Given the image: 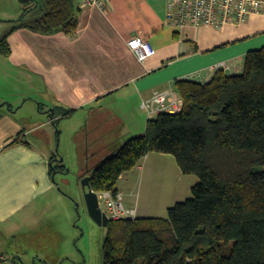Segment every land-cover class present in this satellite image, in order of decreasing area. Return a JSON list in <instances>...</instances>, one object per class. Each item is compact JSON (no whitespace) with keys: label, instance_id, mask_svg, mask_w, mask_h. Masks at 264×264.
Returning a JSON list of instances; mask_svg holds the SVG:
<instances>
[{"label":"crops","instance_id":"1","mask_svg":"<svg viewBox=\"0 0 264 264\" xmlns=\"http://www.w3.org/2000/svg\"><path fill=\"white\" fill-rule=\"evenodd\" d=\"M75 4L78 26L74 32L42 34L17 28L7 36L10 53L4 57L33 85L28 91H34V75L41 78L50 97L49 123L57 126L65 118L61 110L70 111L69 117L78 116L82 140L76 144L77 151H86L89 157L93 151H114L144 132L147 120L157 114L143 109L142 100L166 88L178 97L174 88L178 79L208 82L215 73L211 66L218 61L228 64L227 74H239L246 52L264 46V15H250L243 24L221 30H175L166 24L163 7L151 3L133 13L125 7L113 9L110 0L104 10L77 0ZM133 36L148 39L155 55L138 61L127 46ZM26 99L31 100L26 95L16 105L0 102L5 103L0 112L16 114ZM35 104L40 114L43 104ZM26 118L20 122L0 113V255L12 264L27 258L34 263L55 258L58 263L60 254L54 246L75 231V225L69 198L57 189L55 172L50 171L56 135L48 133L51 144L39 145L30 135L44 122L38 120L39 124L28 128ZM165 155H145L118 179L117 192L126 206L135 207L136 217H150L145 213L150 210L140 209L132 200L130 184L138 176L153 180L155 174L171 171L181 179L173 164L171 168L161 164L158 169L161 159L170 158Z\"/></svg>","mask_w":264,"mask_h":264},{"label":"trees","instance_id":"2","mask_svg":"<svg viewBox=\"0 0 264 264\" xmlns=\"http://www.w3.org/2000/svg\"><path fill=\"white\" fill-rule=\"evenodd\" d=\"M19 1L21 14L0 39L5 57L17 28L70 34L78 26L75 0ZM174 88L180 110L147 120L93 166L89 185L115 195L119 177L149 153L171 154L198 181L166 217L109 219L101 264H264V46L246 52L239 74L218 70L206 83L178 79ZM54 155L51 173L64 172Z\"/></svg>","mask_w":264,"mask_h":264},{"label":"rangeland","instance_id":"3","mask_svg":"<svg viewBox=\"0 0 264 264\" xmlns=\"http://www.w3.org/2000/svg\"><path fill=\"white\" fill-rule=\"evenodd\" d=\"M113 9L128 8L132 13L134 10H142L151 3L159 6V9L166 11V0H110ZM32 3V1H31ZM23 6L19 0H0V39L14 24L10 20L17 19ZM34 91L29 87L33 86L28 79L20 74L14 65L10 64L6 58L0 54V102L8 101L16 105L18 101L23 98L30 97L31 100L26 99L25 107L21 108L16 114L9 113L7 110L0 112L3 117H10L15 121H20L25 115L26 127H32L39 124L38 120L44 122L37 126L35 131L31 133V137L36 142L43 146L50 143L47 140V134L55 133L54 149L58 152L57 159L53 162L62 163L66 165L65 172H55V182L57 189L65 194L69 200L70 208L73 213V222L75 231L66 234L62 237L58 246H54L57 254H60L59 262L54 258L45 263L38 259L35 263L33 259L27 258L24 263L17 264H101L102 254L101 247L103 238L105 236V227L94 222L87 213L84 201V189L81 185V180L85 176H89L93 166L102 158L112 153L113 151H93L94 156L86 155V151H77V143L82 140V133L78 131V116L65 117L59 120L57 126L48 122L49 103L50 98L47 96V87L42 84V80L38 75H34ZM36 101V102H35ZM41 102L43 107L38 114L36 108L37 102ZM53 143V142H52ZM89 157V158H88ZM168 159H161L158 162L159 166L162 164L174 165L179 169L174 157L171 154H166ZM86 158L87 161H86ZM55 159V158H54ZM171 168V167H170ZM170 168L168 170L170 171ZM180 171V170H179ZM162 173L161 171H158ZM165 175L155 174L153 180L140 179V176L134 180L130 188L133 191L132 200L138 202L140 209L150 210L145 213L149 216L166 217L167 208L173 206L176 202L184 201L191 196V187L198 181L197 176L191 174H182L181 179L174 176L171 171ZM140 180V181H139ZM140 184V185H139ZM103 204V200L101 201ZM103 208V206H101ZM153 209V210H151ZM70 240L65 244V240ZM61 257H68L63 259Z\"/></svg>","mask_w":264,"mask_h":264},{"label":"built area","instance_id":"4","mask_svg":"<svg viewBox=\"0 0 264 264\" xmlns=\"http://www.w3.org/2000/svg\"><path fill=\"white\" fill-rule=\"evenodd\" d=\"M83 6L96 7L104 10L107 0H77ZM264 15V0H166L165 21L175 30L186 27L194 29L210 27L217 30L226 26L241 25L250 15ZM127 46L136 59L143 62L156 53V49L148 39L133 36L127 40ZM228 64L218 61L211 66L213 71L225 70ZM141 107L150 114L160 112L175 113L181 108V100L172 88L155 92L149 99L141 101ZM100 207L109 219L134 218L135 207L124 204L119 193L110 191L96 192ZM103 200V204L101 201ZM0 264H11L5 255H0Z\"/></svg>","mask_w":264,"mask_h":264},{"label":"water","instance_id":"5","mask_svg":"<svg viewBox=\"0 0 264 264\" xmlns=\"http://www.w3.org/2000/svg\"><path fill=\"white\" fill-rule=\"evenodd\" d=\"M56 159L57 158L55 157V160ZM57 160L62 161L61 158H58ZM81 185L84 189V201L88 215L98 225L105 227L108 223L109 218L100 207L97 193L90 188L89 176H85L82 178Z\"/></svg>","mask_w":264,"mask_h":264}]
</instances>
